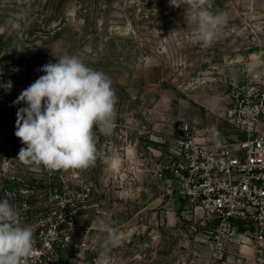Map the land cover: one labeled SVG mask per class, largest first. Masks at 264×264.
<instances>
[{"label": "rangeland", "instance_id": "1", "mask_svg": "<svg viewBox=\"0 0 264 264\" xmlns=\"http://www.w3.org/2000/svg\"><path fill=\"white\" fill-rule=\"evenodd\" d=\"M177 2L0 0L4 67L18 55L45 63L76 55L108 75L118 97L112 134L93 129V166L60 170L52 184L26 181L41 189L34 217L51 186L76 197V227L62 232L75 264H97L101 220L119 234L113 264H264L253 222L212 224L169 193L171 177L161 171L185 123L212 142L238 133L225 111L235 85L264 74V0H212L227 23L210 47L193 38L197 24Z\"/></svg>", "mask_w": 264, "mask_h": 264}, {"label": "built area", "instance_id": "2", "mask_svg": "<svg viewBox=\"0 0 264 264\" xmlns=\"http://www.w3.org/2000/svg\"><path fill=\"white\" fill-rule=\"evenodd\" d=\"M0 71L3 73L0 84L12 82L10 91L0 87V198H8L22 223L33 228L36 244L29 264H75L64 254L69 238L62 232L76 227L75 216L80 212L76 197L51 186L43 194L45 201L41 216L34 217L37 204L32 198L38 197L41 189L26 186V181L52 184L58 180L60 170L51 171L43 165L26 164L17 158L24 145L15 136L16 113L26 105L23 102L14 104V101L34 81L26 83L4 78L1 57ZM225 116L238 133L221 142L199 137L192 124H183L173 149L162 164V175L166 171L171 177L168 184L170 194L177 192L212 224L216 222L227 229H235L236 221L253 222L256 231L251 237L255 247L262 249L264 74L255 81L231 89ZM26 169H29L30 177L23 174Z\"/></svg>", "mask_w": 264, "mask_h": 264}, {"label": "clouds", "instance_id": "3", "mask_svg": "<svg viewBox=\"0 0 264 264\" xmlns=\"http://www.w3.org/2000/svg\"><path fill=\"white\" fill-rule=\"evenodd\" d=\"M170 3L179 7L177 0ZM180 3L187 5L191 21L197 24L193 38L204 47L212 46L227 23L226 16L211 11L212 0ZM40 71L44 75L14 101L26 105L16 113L15 136L24 145L17 158L51 171L93 166L97 159L94 127L104 135H111L115 128L118 97L111 78L87 66L78 56L67 54L56 63L43 65ZM0 87L10 91L12 82ZM99 227L106 237L97 264H113L110 252L120 243L119 234L103 220ZM35 244L33 228L22 223L8 198L0 199V264H29Z\"/></svg>", "mask_w": 264, "mask_h": 264}, {"label": "crops", "instance_id": "4", "mask_svg": "<svg viewBox=\"0 0 264 264\" xmlns=\"http://www.w3.org/2000/svg\"><path fill=\"white\" fill-rule=\"evenodd\" d=\"M44 61L36 62L26 55H18L8 62L4 67V78H9L17 82H32L44 75L40 68L45 65ZM18 69V71H16Z\"/></svg>", "mask_w": 264, "mask_h": 264}]
</instances>
